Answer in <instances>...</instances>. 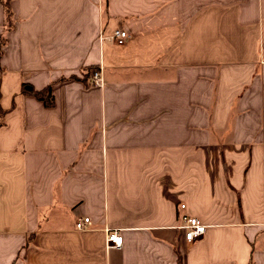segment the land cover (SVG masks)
<instances>
[{"label":"crops","instance_id":"obj_1","mask_svg":"<svg viewBox=\"0 0 264 264\" xmlns=\"http://www.w3.org/2000/svg\"><path fill=\"white\" fill-rule=\"evenodd\" d=\"M9 4L0 264H264V0Z\"/></svg>","mask_w":264,"mask_h":264},{"label":"built area","instance_id":"obj_2","mask_svg":"<svg viewBox=\"0 0 264 264\" xmlns=\"http://www.w3.org/2000/svg\"><path fill=\"white\" fill-rule=\"evenodd\" d=\"M129 35L127 31L122 28L114 30L113 34L109 36V39L118 44H123L128 39ZM93 84L96 86H102L104 79L101 74V68L94 71L91 75ZM184 204L180 208H184ZM182 224L179 225V229L183 231L184 237L188 242H195L205 233L206 225L197 217L188 216L183 214L181 217ZM91 225V219L89 217H82L76 222L75 226L77 230H82ZM106 246L109 247H121L123 245V237L119 229H108L105 234Z\"/></svg>","mask_w":264,"mask_h":264},{"label":"trees","instance_id":"obj_3","mask_svg":"<svg viewBox=\"0 0 264 264\" xmlns=\"http://www.w3.org/2000/svg\"><path fill=\"white\" fill-rule=\"evenodd\" d=\"M2 1L5 8V18L7 20V23H9V26H11L12 11H11V5L9 4L11 0H2ZM27 92L35 95L39 100H41L44 104L48 106L53 104L54 99H53V94L51 93V86H47L45 87V89L40 91L30 88V90H28ZM2 114L3 112L0 111V126H1Z\"/></svg>","mask_w":264,"mask_h":264}]
</instances>
